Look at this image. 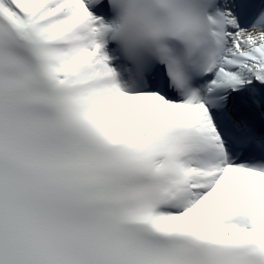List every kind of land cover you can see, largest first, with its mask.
Segmentation results:
<instances>
[{
	"label": "snow or ice",
	"instance_id": "snow-or-ice-1",
	"mask_svg": "<svg viewBox=\"0 0 264 264\" xmlns=\"http://www.w3.org/2000/svg\"><path fill=\"white\" fill-rule=\"evenodd\" d=\"M128 5L0 0V264H264V0Z\"/></svg>",
	"mask_w": 264,
	"mask_h": 264
},
{
	"label": "clouds",
	"instance_id": "clouds-1",
	"mask_svg": "<svg viewBox=\"0 0 264 264\" xmlns=\"http://www.w3.org/2000/svg\"><path fill=\"white\" fill-rule=\"evenodd\" d=\"M110 9L112 10V17H110L111 22L118 21L122 16L126 15L128 12V0H108ZM113 43H117L119 46V41L113 40Z\"/></svg>",
	"mask_w": 264,
	"mask_h": 264
}]
</instances>
